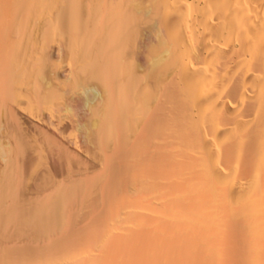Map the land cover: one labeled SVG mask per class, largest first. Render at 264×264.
Here are the masks:
<instances>
[{
  "label": "bare ground",
  "instance_id": "1",
  "mask_svg": "<svg viewBox=\"0 0 264 264\" xmlns=\"http://www.w3.org/2000/svg\"><path fill=\"white\" fill-rule=\"evenodd\" d=\"M0 264H264V0H0Z\"/></svg>",
  "mask_w": 264,
  "mask_h": 264
}]
</instances>
